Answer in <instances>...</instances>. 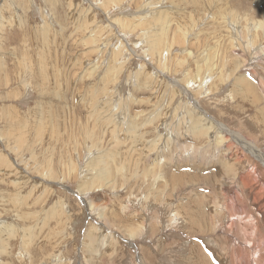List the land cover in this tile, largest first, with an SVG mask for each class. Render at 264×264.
Wrapping results in <instances>:
<instances>
[{
    "label": "rangeland",
    "instance_id": "obj_1",
    "mask_svg": "<svg viewBox=\"0 0 264 264\" xmlns=\"http://www.w3.org/2000/svg\"><path fill=\"white\" fill-rule=\"evenodd\" d=\"M262 49L264 0H0V264H264Z\"/></svg>",
    "mask_w": 264,
    "mask_h": 264
},
{
    "label": "bare ground",
    "instance_id": "obj_2",
    "mask_svg": "<svg viewBox=\"0 0 264 264\" xmlns=\"http://www.w3.org/2000/svg\"><path fill=\"white\" fill-rule=\"evenodd\" d=\"M243 37V36H242ZM245 37H247V36H245ZM244 38V37H243ZM157 43V42H156ZM160 43V42H159ZM261 52V54H263L264 53V50L262 49V50H260ZM259 52V51H258ZM260 53H258L257 54V56L258 55H261ZM252 87H253V84L251 85ZM255 88V87H254ZM186 91H187V94H190L189 92H188V89L186 88L185 89ZM197 109H199L200 110V114L202 115V116H206L209 120H211L212 121V123H214L217 127L218 126H220V128L218 129V135L219 136H223L224 135V133H226V135H229V133L227 132V130H226V127L224 126V125H222L221 123H219V122H217L214 118H212V117H210L209 115H207V113L203 110V109H201L198 105H197ZM231 133V132H230ZM232 134V133H231ZM221 136V137H222ZM229 136H231V137H234L233 136V134L232 135H229ZM235 140H236V142H237V144L238 145H240L241 147H242V149L244 148H246V150H249V152L254 156V157H256L257 159H260L261 161H263L264 162V157H262V153H261V151L258 149V148H256L254 145H252V143H249V142H245V141H241L239 138H237V137H235ZM216 142H217V140H216ZM212 147H213V145H212ZM207 163L210 165L211 164V160H207ZM211 191H212V189H210ZM252 192V191H251ZM213 193V192H212ZM212 195V194H211ZM235 202V201H234ZM229 209V208H228ZM228 214V213H227ZM229 216V215H228ZM228 218H230V217H228ZM232 218V217H231ZM143 225V224H142ZM157 225V224H156ZM144 229V228H143ZM142 228H140V230L135 234V233H133L132 235H130L131 237H137V236H139V235H141L140 233H143L144 234V231L145 230H143ZM92 231V230H91ZM145 233H146V231H145ZM87 237H88V241L90 242V244H92L93 245V243L96 241V236L94 237L93 235H91L90 234V232H88L87 233V235H86ZM142 236V235H141ZM263 237V236H262ZM108 241H109V239H108ZM263 241V240H262ZM263 243V245H264V241L262 242ZM107 244H106V242H103V246H106ZM109 246V245H108ZM96 247V246H95ZM94 247V248H95ZM259 249H261V248H259ZM264 249V248H263ZM262 250V249H261ZM198 262H200L199 264H208V262L205 260V257L203 256V257H200L199 258V260H198Z\"/></svg>",
    "mask_w": 264,
    "mask_h": 264
},
{
    "label": "crops",
    "instance_id": "obj_3",
    "mask_svg": "<svg viewBox=\"0 0 264 264\" xmlns=\"http://www.w3.org/2000/svg\"><path fill=\"white\" fill-rule=\"evenodd\" d=\"M9 34V33H8Z\"/></svg>",
    "mask_w": 264,
    "mask_h": 264
}]
</instances>
